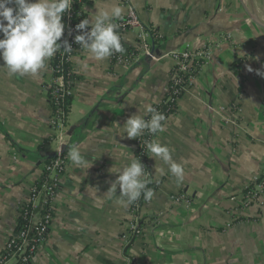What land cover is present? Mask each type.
<instances>
[{
    "label": "crops",
    "instance_id": "0c3cea01",
    "mask_svg": "<svg viewBox=\"0 0 264 264\" xmlns=\"http://www.w3.org/2000/svg\"><path fill=\"white\" fill-rule=\"evenodd\" d=\"M114 4L122 16L133 7L140 25L163 39L145 37L155 54L150 59L140 49L141 27L126 31V51H137L128 65L110 57L97 61L83 49L74 54L67 141L92 166L77 168L69 160L48 240L30 264H264V190L257 203L243 205L247 185L264 172V77L256 74L264 71V0H89L82 4L83 19ZM207 44L208 62L154 138L172 150L184 178L178 183L150 153L158 187L140 211L148 223L144 234L126 252L122 235L132 203L117 202L126 200L119 187L106 194L119 174L111 171L136 158V139L120 135L123 125L139 107L143 115L146 105L165 99L173 51ZM3 63L0 251L16 231L44 163L58 149L50 139V61L38 74L24 76L9 75ZM156 166L165 174H155ZM173 195L186 200L175 204Z\"/></svg>",
    "mask_w": 264,
    "mask_h": 264
},
{
    "label": "clouds",
    "instance_id": "9594fccd",
    "mask_svg": "<svg viewBox=\"0 0 264 264\" xmlns=\"http://www.w3.org/2000/svg\"><path fill=\"white\" fill-rule=\"evenodd\" d=\"M72 4L73 0H0V59L9 75H36L61 49L66 53L72 52L68 40H62L66 28L63 18L71 11ZM122 13L123 9L114 4L110 10H97L91 18L81 20L75 25L79 33L74 37L75 43L97 61L123 52L122 38L117 32L119 26L115 23ZM248 71L253 69L249 67ZM256 74L264 77V71L259 69ZM149 115L150 118H146ZM165 121L166 116L151 105L145 106L143 115L139 107L138 114L131 115L125 121L123 134L120 135L126 133V138L136 139L147 130L155 136L166 130ZM144 143L151 157L168 165V172L178 183L181 182L184 168L173 159L172 150L157 139ZM68 156L77 168L88 169L92 166V161L81 154L78 146H72ZM111 172L119 174L106 194H116L119 187V196L126 197V200L120 199L118 203L127 207L142 194L145 201L153 198V189L147 187L152 181L145 175V165L141 160L133 157L122 169ZM155 174L164 175L165 169L156 166Z\"/></svg>",
    "mask_w": 264,
    "mask_h": 264
},
{
    "label": "built area",
    "instance_id": "2783aa9c",
    "mask_svg": "<svg viewBox=\"0 0 264 264\" xmlns=\"http://www.w3.org/2000/svg\"><path fill=\"white\" fill-rule=\"evenodd\" d=\"M83 12L82 5H78L77 0H73L71 11L66 13L63 21L66 25L65 34L62 37L67 39L72 46V52L66 53L62 49L50 61L52 77L48 83V94L52 104L50 114V139L57 141V152L50 157L43 166V177L40 182L34 184L30 190L29 197L22 207L25 214V219L21 223L19 229L12 233L7 239L5 245L0 251V264H30L47 242L50 228L54 219L53 201L59 193L62 184V178L66 174L69 164V144L67 137L69 134V116H70V101L72 100L75 88L73 83L68 82L65 73V63H70L72 66V58L77 50L81 49L75 43L74 37L79 34L75 30V25L82 19L76 21L74 17L80 16ZM118 24L117 32L122 38L124 51L114 53L110 58L117 63L131 64L136 59V52L126 51L124 46V33L135 27H141L142 32L140 37L141 51L150 59L155 58L150 45L145 41V37L152 35L151 31L140 25V20L133 7H129L127 13L120 19L115 20ZM90 30V29H89ZM71 34L69 35V32ZM174 61L172 78L167 87L166 94H169L168 99L175 102L184 93L193 78L200 72L202 67L208 62L211 56L210 45H205L199 49L177 50L170 54ZM227 109L221 107V111ZM172 115L171 113L169 116ZM166 117V120L168 117ZM146 118H150V115ZM226 123L229 120L226 119ZM148 132L144 131V134ZM143 134V135H144ZM143 135L136 138L137 148L143 146ZM156 136V135H155ZM155 136L152 135L151 139ZM61 144H63L61 146ZM150 156V152L147 151ZM147 176V173L145 172ZM264 190V172L253 178V183H249L246 187L244 206L257 203L260 193ZM172 200L175 204L183 203L186 199L183 195H173ZM143 204L139 198L132 202L131 217L127 222V229L122 235L124 250L128 252L129 247L136 237L144 234V226L141 224L142 216L140 214ZM124 264H129L126 260Z\"/></svg>",
    "mask_w": 264,
    "mask_h": 264
},
{
    "label": "trees",
    "instance_id": "16d2710c",
    "mask_svg": "<svg viewBox=\"0 0 264 264\" xmlns=\"http://www.w3.org/2000/svg\"><path fill=\"white\" fill-rule=\"evenodd\" d=\"M88 1L89 0H77V3H78V5L80 4V6H81L82 4H84L85 2H88ZM84 16H85V14H84V12H82V14L80 16H78V18H77V16H75L74 20L76 21L79 18L83 19ZM152 38H153L155 43H158L159 41H161L163 39V37L157 36V34L154 31L152 32ZM131 51L137 52L136 49H131ZM63 70H64V73H65V76H66L68 82L73 83V81L76 78V74L74 73L71 64L70 63H65ZM168 96H169V94H166V96L164 97L165 99L161 103L156 104L154 106V108H156L157 111L163 113L166 117L169 116L170 113L171 114L176 113L177 110H178V102H175V101H173L171 99H168ZM69 104H70V108H71V101H70ZM151 137H152V135L149 132H146L143 135V146L141 148H137V150H136V158L141 160V162L145 165V172L147 173V177H148V179H150L152 181L151 183H149L147 185V187L151 188V189H153V191H155L157 189V187H158V182L159 181L153 180V178L150 175L149 156L147 155V151L148 150H147L146 145L144 143L145 141L152 140ZM140 199H141V202H142L143 205H144V203L147 202V201L144 200L143 194L141 195ZM23 213H24V210H23ZM24 216H25V214H22L20 216V220H19V222L17 224L16 231L19 229L21 223L24 221V219H25ZM141 224L143 226L148 224L144 217H142V219H141Z\"/></svg>",
    "mask_w": 264,
    "mask_h": 264
}]
</instances>
